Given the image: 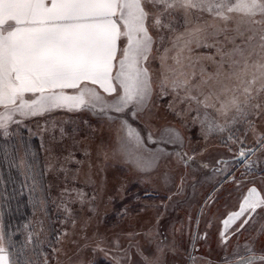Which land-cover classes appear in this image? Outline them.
<instances>
[{"label": "rangeland", "instance_id": "1", "mask_svg": "<svg viewBox=\"0 0 264 264\" xmlns=\"http://www.w3.org/2000/svg\"><path fill=\"white\" fill-rule=\"evenodd\" d=\"M172 11L164 27L129 13L116 96L85 87L0 117L9 264H264L245 257L264 248V0Z\"/></svg>", "mask_w": 264, "mask_h": 264}, {"label": "crops", "instance_id": "2", "mask_svg": "<svg viewBox=\"0 0 264 264\" xmlns=\"http://www.w3.org/2000/svg\"><path fill=\"white\" fill-rule=\"evenodd\" d=\"M126 8L132 14L157 11L161 27L166 25L162 17L174 13L172 0H0V117L25 112L43 96L56 99L85 87L116 96L114 76L127 74L125 48L133 44ZM159 28L156 21L147 25L149 34ZM242 195L239 201L248 194ZM248 225L253 221L240 232ZM237 231L234 224L231 235ZM261 249L264 254V248L252 249L245 257ZM9 259L0 249V264Z\"/></svg>", "mask_w": 264, "mask_h": 264}, {"label": "flooded vegetation", "instance_id": "3", "mask_svg": "<svg viewBox=\"0 0 264 264\" xmlns=\"http://www.w3.org/2000/svg\"><path fill=\"white\" fill-rule=\"evenodd\" d=\"M256 194H257V197H259V196H260V195H259V193H256ZM257 200H259V199L257 198ZM257 200H256V201H257Z\"/></svg>", "mask_w": 264, "mask_h": 264}, {"label": "bare ground", "instance_id": "4", "mask_svg": "<svg viewBox=\"0 0 264 264\" xmlns=\"http://www.w3.org/2000/svg\"><path fill=\"white\" fill-rule=\"evenodd\" d=\"M111 116H112V115H111ZM117 117H118V116H117V113H116V116H115V118H116V119H118Z\"/></svg>", "mask_w": 264, "mask_h": 264}, {"label": "trees", "instance_id": "5", "mask_svg": "<svg viewBox=\"0 0 264 264\" xmlns=\"http://www.w3.org/2000/svg\"><path fill=\"white\" fill-rule=\"evenodd\" d=\"M263 172V171H262ZM238 183V182H237Z\"/></svg>", "mask_w": 264, "mask_h": 264}]
</instances>
